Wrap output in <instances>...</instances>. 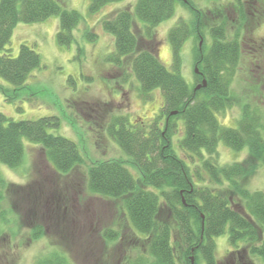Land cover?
Wrapping results in <instances>:
<instances>
[{
	"label": "trees",
	"instance_id": "16d2710c",
	"mask_svg": "<svg viewBox=\"0 0 264 264\" xmlns=\"http://www.w3.org/2000/svg\"><path fill=\"white\" fill-rule=\"evenodd\" d=\"M118 1L122 0H90L89 12L97 13ZM246 1L235 0L242 10L250 1L257 2ZM177 2L188 9L192 19L180 20L168 31L170 71L154 50L152 30L173 16ZM225 10L220 6L201 11L190 0H136L134 14L146 24L143 36L133 30L130 9L118 10L101 21L102 29L114 38L115 52L108 60L120 64L122 59L128 61L139 83V94L147 98L159 90L163 106L160 116L148 126H133L125 117H116L106 127L138 178L119 160L98 161L87 170L86 186L94 195L121 200L132 228L144 238L152 264H190L191 256L194 261L199 256L204 264H218L213 238L224 233L231 247H242L243 253L255 257L246 264H264V193L250 191L243 184L256 166H264L263 116L245 105L235 128L220 125L216 118L231 106L230 81L241 55L238 34L226 36ZM51 16L59 19L57 42L69 46L74 40L72 30L81 20L78 12L62 8L57 0H0L1 80L22 87L40 65L38 53L25 44L19 46L17 56L9 55L6 47L16 24L41 22ZM205 28L211 45L207 51L198 48L193 53L201 76L195 75V79L199 83L205 80V86L194 90L181 75V50L188 39H201ZM88 37L94 40L96 35L90 33ZM0 92L6 95L8 89L0 84ZM163 116L167 121L161 125ZM178 119L183 121V136L177 145L197 165H187L171 146ZM58 125L55 117L14 121L0 113V164L18 169L24 161L25 139L41 147L56 175L70 173L83 158L74 142L47 132ZM219 142L234 151L247 148L248 157L219 166ZM2 185L0 174V189ZM28 186L15 188L28 191ZM41 228H34L33 239L40 236ZM35 264L67 263L63 255L51 253Z\"/></svg>",
	"mask_w": 264,
	"mask_h": 264
},
{
	"label": "rangeland",
	"instance_id": "374dc122",
	"mask_svg": "<svg viewBox=\"0 0 264 264\" xmlns=\"http://www.w3.org/2000/svg\"><path fill=\"white\" fill-rule=\"evenodd\" d=\"M190 1L201 11L226 7V36L238 34L241 55L230 81L231 106L216 115L219 124L235 128L248 105L262 114L264 126V0L250 1L245 10L235 0ZM57 2L81 16L72 30L73 42L69 46L57 42V16L17 23L6 47L9 55L17 56L19 46L25 44L38 53L40 65L22 87H12L0 79L8 89L6 95L0 92V113L14 121L57 118L58 127L48 128L47 132L74 142L83 163L66 175H56L41 147L24 139L22 165L9 169L0 164V264H35L38 258L51 253L63 255L67 264H152L144 238L132 228L121 200L94 195L86 186L87 170L98 161L119 160L138 178L106 127L116 117H125L133 126H148L160 116L163 97L154 90L143 98L128 61L122 59L120 64L108 60L115 52L114 38L102 29L101 21L118 10L130 9L136 34L143 36L146 24L134 14L136 0L108 3L94 14L89 12L90 0ZM191 19L188 9L177 2L173 16L152 30L154 50L170 71L168 31L180 20ZM90 33L96 35L94 40L89 39ZM210 45L205 28L201 39L192 37L182 47L181 75L189 88L197 85L193 53L198 48L207 51ZM163 122L162 117L159 123ZM182 136L183 121L178 119L171 146L187 165H197L178 147ZM217 151L219 166L242 162L249 154L247 148L234 151L222 142ZM243 184L250 191L264 193V166H256ZM25 185H31L30 190L15 188ZM8 186L12 187L10 191L6 190ZM37 225H41L42 233L33 239ZM213 240L214 256L221 264H243L255 259L243 253L242 247H231L227 233ZM193 264L204 262L196 256Z\"/></svg>",
	"mask_w": 264,
	"mask_h": 264
},
{
	"label": "water",
	"instance_id": "95a60500",
	"mask_svg": "<svg viewBox=\"0 0 264 264\" xmlns=\"http://www.w3.org/2000/svg\"><path fill=\"white\" fill-rule=\"evenodd\" d=\"M194 72L197 73V70L195 69ZM204 86H205V80H202L201 83L199 85H197L194 90H198ZM172 114H175V112H173ZM190 264H193V257L192 256L190 257Z\"/></svg>",
	"mask_w": 264,
	"mask_h": 264
},
{
	"label": "flooded vegetation",
	"instance_id": "af4514ba",
	"mask_svg": "<svg viewBox=\"0 0 264 264\" xmlns=\"http://www.w3.org/2000/svg\"><path fill=\"white\" fill-rule=\"evenodd\" d=\"M196 75H197L198 77H201V76H200V74H199V72H197V74H196ZM202 80H203V79H202ZM202 80H201V81H202ZM196 82H197V85H199V84L201 83V82L199 83V80H197V79H196ZM197 85H196V86H197ZM196 86H195V87H196ZM163 121H164L163 123L165 124V123H166V121H167V117L163 116ZM214 257H215V256H214ZM215 260L217 261V259H216V258H215ZM217 263H218V264H221V263H220V262H218V261H217ZM243 264H246V263L244 262Z\"/></svg>",
	"mask_w": 264,
	"mask_h": 264
}]
</instances>
